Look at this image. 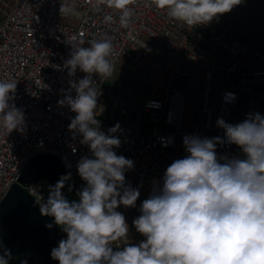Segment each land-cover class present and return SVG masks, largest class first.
Here are the masks:
<instances>
[{"label":"built area","instance_id":"obj_1","mask_svg":"<svg viewBox=\"0 0 264 264\" xmlns=\"http://www.w3.org/2000/svg\"><path fill=\"white\" fill-rule=\"evenodd\" d=\"M62 3L74 4L75 14L60 13ZM130 7L132 21L124 28L117 10L101 6L97 11L88 0H0V80L17 82L13 102L25 118L22 132L7 134L0 128V203L39 154L59 157L67 174L78 176L81 158H93L89 147L80 142L82 136L69 130L76 113L58 103L69 91L73 98L76 95L69 80L78 82L86 75L77 69L75 76H68L64 64L70 58L71 46L66 35L82 32L86 42L108 36L113 43L114 70L121 68L146 84L142 103L137 104L106 90L110 78L102 81L93 74L102 93L97 99L98 110L103 108L97 116L100 130L109 134L108 130L119 124L115 135L121 146L113 150L134 162L125 173V183L138 188L140 196L135 207L121 205L117 211L129 226L128 244H139L145 237L136 231L133 220L149 196L136 183L159 175L162 185L166 168L188 155L183 145L185 136L224 138L218 119L235 125L249 114L264 116V44H254L242 27V3L196 27L174 20L151 0H136ZM106 15H111L113 22L106 23ZM193 75H202L204 80L202 120L186 128V88L178 82ZM215 76L224 78L217 107L210 98ZM107 93L112 97L109 108ZM238 150L237 145L227 142L216 148L218 156L229 158H238ZM50 185L52 179L43 178L22 187L40 203L47 199ZM66 238L59 230L58 240ZM124 246L113 244L116 249ZM22 261L28 263L26 255L9 258V264ZM41 262L35 256L33 263Z\"/></svg>","mask_w":264,"mask_h":264},{"label":"clouds","instance_id":"obj_2","mask_svg":"<svg viewBox=\"0 0 264 264\" xmlns=\"http://www.w3.org/2000/svg\"><path fill=\"white\" fill-rule=\"evenodd\" d=\"M88 2L97 11L101 6L117 10L120 26L128 28L133 16L130 5L136 0ZM241 2L151 0L157 9L189 27L208 24ZM60 13L75 14L74 4L62 3ZM104 19L113 22L111 15ZM66 43L71 46L64 64L68 76H75L77 69L86 75L78 82L69 80L76 95L73 98L69 91L58 103L76 113L69 130L82 136L80 142L89 147L93 158L78 162V174L86 182L77 192L78 202L62 194L69 173L50 185L47 199L39 203L40 214L53 217L67 237L51 250V258L59 264H264V116L249 114L235 125L218 119L224 138L185 136L188 155L166 168L162 185L154 181L151 195L140 206L141 214L133 220L145 239L128 244L129 226L117 208L135 207L140 196L138 188L125 183V173L134 162L113 150L121 146L115 135L119 124L109 134L100 130L97 116L103 108L98 110L97 99L102 93L93 79V74L102 81L113 74L112 38L86 42L81 32L66 35ZM16 87L15 81L0 80V128L7 134L24 130V112L13 102ZM225 142L237 145L245 158L218 156L217 145ZM113 244L125 246L114 251ZM10 256L5 250L0 264H9Z\"/></svg>","mask_w":264,"mask_h":264},{"label":"water","instance_id":"obj_3","mask_svg":"<svg viewBox=\"0 0 264 264\" xmlns=\"http://www.w3.org/2000/svg\"><path fill=\"white\" fill-rule=\"evenodd\" d=\"M65 175L64 165L53 154H39L29 163L20 183L15 184L0 203V243L3 245L0 255L5 250L11 253L10 257L35 253L43 264H59L51 258V250L59 244V226L55 225L53 217L40 214L39 203L22 184L51 178L54 186ZM67 185L66 180L62 189L64 196ZM48 223H52L51 229L45 227Z\"/></svg>","mask_w":264,"mask_h":264},{"label":"rangeland","instance_id":"obj_4","mask_svg":"<svg viewBox=\"0 0 264 264\" xmlns=\"http://www.w3.org/2000/svg\"><path fill=\"white\" fill-rule=\"evenodd\" d=\"M244 7L245 18L242 20V27L246 28L249 34L255 39H264V8L263 4L259 0H242ZM254 39V40H255ZM222 76H215L211 83V100L216 104L220 97V92L223 87ZM181 88H186V100H185V126L190 128L194 121L202 120L201 113V100L204 90V80L202 75H193L187 79L178 82ZM106 90H111L112 94L122 95L123 97L132 100L137 104H141L143 100L142 92L146 88V84L127 73L121 68H116L113 71L112 76L105 84ZM111 94L107 93L105 96V103L107 108L111 105ZM238 158H245L242 150H238ZM69 174V173H68ZM71 174L72 182L79 180L78 175ZM154 181L161 184V177L159 175H152L143 182H137L136 185L140 187L148 196L151 195L154 188Z\"/></svg>","mask_w":264,"mask_h":264},{"label":"trees","instance_id":"obj_5","mask_svg":"<svg viewBox=\"0 0 264 264\" xmlns=\"http://www.w3.org/2000/svg\"><path fill=\"white\" fill-rule=\"evenodd\" d=\"M79 177V180L77 182H72L71 180V177L70 179H68V185H67V190H66V194H65V197L66 199H68L70 202L71 201H77L78 202V196H77V192H79L83 187L86 186V182L82 180V178L80 176ZM71 189V190H69ZM59 230L60 227H59ZM28 258V263L27 264H35L33 263V260L35 258V256L38 257L37 254L35 253H30V254H25ZM40 264H43V262H41Z\"/></svg>","mask_w":264,"mask_h":264},{"label":"crops","instance_id":"obj_6","mask_svg":"<svg viewBox=\"0 0 264 264\" xmlns=\"http://www.w3.org/2000/svg\"><path fill=\"white\" fill-rule=\"evenodd\" d=\"M259 2H261L262 4H263V8H264V0H259ZM243 9H244V7H243ZM244 29L246 30V32H247V35H248V38L254 43V44H256V45H263L264 44V39H259V40H257V39H255L254 37H256V36H253V39H251V35L249 34V32H248V30L244 27ZM255 39V40H254Z\"/></svg>","mask_w":264,"mask_h":264}]
</instances>
